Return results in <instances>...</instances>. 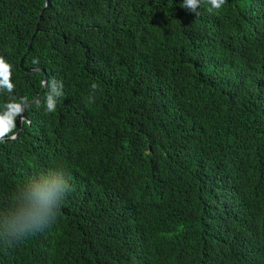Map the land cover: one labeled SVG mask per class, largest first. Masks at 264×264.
<instances>
[{"label": "trees", "instance_id": "obj_1", "mask_svg": "<svg viewBox=\"0 0 264 264\" xmlns=\"http://www.w3.org/2000/svg\"><path fill=\"white\" fill-rule=\"evenodd\" d=\"M46 4L0 0V113L47 82L0 143V264H264V0Z\"/></svg>", "mask_w": 264, "mask_h": 264}, {"label": "clouds", "instance_id": "obj_2", "mask_svg": "<svg viewBox=\"0 0 264 264\" xmlns=\"http://www.w3.org/2000/svg\"><path fill=\"white\" fill-rule=\"evenodd\" d=\"M207 2L211 5V8H209V11H212L213 9L219 10L221 8V6L227 2V0H207ZM201 3H202V0H183L182 7H184L187 11L193 12L197 15L198 14V8L200 7ZM39 17L41 19V15H39ZM37 22H38V20H37ZM39 23H40V20H39ZM36 26H37V24H36ZM38 29H39V24H38ZM38 29L35 31V28H34V32H33L32 36L30 37V39L33 40V37L36 34V32L38 31ZM27 53L28 52H24V55H26ZM24 55L21 57V60H22L21 65H22L23 60H24ZM30 68H36L37 70H40L38 67H30ZM30 68H27V71ZM37 70H35V71H37ZM29 72H32V71H29ZM11 75H12V72H11L10 63L7 62L4 59V57L0 56V91H6L8 93H11L13 91L15 86L12 82ZM43 80H42V83H43ZM42 87H43V84H42ZM44 88H45V86H44ZM57 94H62V93H57ZM25 103H26V101H24V100H21L18 102L17 101H10L9 103H7L5 105V111L3 113H0V143L4 142V139L13 140L14 136L17 135L16 134L13 137L5 138L9 134L13 133V130L16 127L15 120H16L17 116H18V118H19V116L21 117V119H22V122L20 121L21 123L26 121V119L23 120V116H22V113L26 110L24 107ZM55 107H56V100H55L54 95H53V86H52L50 93L47 97V110L49 112L55 111ZM21 129H22V127H21ZM55 195H56L55 189L49 188V189H47L46 192H44L42 194V198L39 201H34L32 206H31V209L27 215V219H26L23 227L29 228L31 233H34L35 231H32V228L33 227L39 228L41 221L47 222V218H48L49 214H51L53 216L54 221H55V219L57 217V212L53 213L51 211V208L49 207V205L54 202Z\"/></svg>", "mask_w": 264, "mask_h": 264}, {"label": "water", "instance_id": "obj_3", "mask_svg": "<svg viewBox=\"0 0 264 264\" xmlns=\"http://www.w3.org/2000/svg\"><path fill=\"white\" fill-rule=\"evenodd\" d=\"M47 7H48V0H47V4L45 5L44 9H46ZM44 9H43V10H44ZM43 10H41L40 15L42 14ZM39 20H40V17H39V19H38V22H37V26H36V28H35V31L38 29ZM31 41H32V39L29 40V42H28V46H27L25 52H28V50L30 49ZM21 61H22V60H21ZM35 70H37V69H36V68H30V69H28V71H35ZM42 84H43V87H42V90H43V89H44V86H45V84H46V77H45V79L43 80V83H42ZM41 94H42V91H41L36 97L32 98L31 100L26 101L24 107H26V106L32 104L33 102H35L36 100H38V99L40 98ZM22 116H23V120L26 119L24 112L22 113ZM19 119H20V121L22 122V119H21L20 116H19ZM21 131H22V129L19 130L18 134H17L16 136H14L13 139L17 138L18 135L21 133ZM4 141H7V140L4 139Z\"/></svg>", "mask_w": 264, "mask_h": 264}]
</instances>
